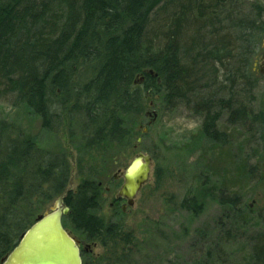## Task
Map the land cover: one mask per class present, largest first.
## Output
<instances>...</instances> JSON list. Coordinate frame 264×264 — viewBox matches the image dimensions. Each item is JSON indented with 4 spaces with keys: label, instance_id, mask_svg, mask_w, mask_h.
Returning <instances> with one entry per match:
<instances>
[{
    "label": "trees",
    "instance_id": "trees-1",
    "mask_svg": "<svg viewBox=\"0 0 264 264\" xmlns=\"http://www.w3.org/2000/svg\"><path fill=\"white\" fill-rule=\"evenodd\" d=\"M263 39L258 0H0V100L11 95L14 107L26 108L49 132L67 118L71 137L84 148L102 147L114 165L130 136L128 116L151 93L167 108L201 118L198 134L216 150V166L234 151L232 171L242 183L235 188L243 190L257 171L247 151L258 155L264 147L254 70ZM14 132L0 114V262L65 194L71 175L65 154ZM78 167L86 178L65 198L64 226L79 240L132 251L125 225L96 215L108 192L101 171L82 160ZM224 188H217V243L205 249L204 239L185 264H264V207L244 206L237 191ZM195 194L180 207L198 215L204 203ZM234 243L248 252L240 262L225 249ZM123 248L116 264H125Z\"/></svg>",
    "mask_w": 264,
    "mask_h": 264
},
{
    "label": "rangeland",
    "instance_id": "rangeland-1",
    "mask_svg": "<svg viewBox=\"0 0 264 264\" xmlns=\"http://www.w3.org/2000/svg\"><path fill=\"white\" fill-rule=\"evenodd\" d=\"M258 1L264 4V0ZM263 54L264 39L255 61L257 65L264 58ZM257 65L254 70L260 77V83L256 109L264 108V76L258 73ZM12 100L11 95L0 100L2 118L14 127L16 134L33 138L42 149L65 154L71 168L68 183V188L72 185L71 192L76 193L86 178L79 171V162L82 160L87 166L89 163L97 166L102 173V189L109 190L104 192V202L96 215L106 222L112 220L123 223L126 233L131 234L132 240L135 239L132 251L129 247L115 248L112 245L107 248L96 241L80 239L82 250L88 246L83 255H88L86 258L89 263L83 258V264H116L115 260L121 256L122 248L128 253V256L124 255L127 256L124 258L125 264H185L188 259L201 253L204 239L207 245L217 243L218 234L214 229L222 215L218 187H230V194L237 191L244 206H250L257 199L255 208L264 207V177L260 175L264 172V147L258 155L255 151H247L249 156L246 159L250 165H257V171L254 176H250L243 190H237L236 185L242 183L238 184L234 179L232 170L235 167L232 164L239 160L234 151L230 150L229 161L219 162L220 165L216 166V150H212L211 143L207 145L202 142L198 134L201 118L185 108H167L160 98L151 93L144 94L140 112L128 116L130 136L124 146L126 148L121 150L120 160L114 165L107 162L108 157L102 147L84 148L75 135L71 137V129L65 122L67 118L63 125L60 124L62 127L49 132L41 127L40 119L30 115L26 108L14 107ZM76 130L80 134L81 128L77 127ZM15 132L13 138L19 137ZM73 133L76 134L75 129ZM139 153L153 158L150 179L137 193L134 204L121 212L127 201H115V197L124 180L122 177L115 181L112 179L115 174L124 172ZM229 162L230 166H226ZM195 193L199 194V204L204 203L198 215L180 207L184 199L194 197ZM54 202L47 205L48 209ZM204 230L211 235H200ZM207 245L205 249L209 248ZM225 249L228 255L236 252L231 258L238 262L248 254L245 246L239 243L228 244Z\"/></svg>",
    "mask_w": 264,
    "mask_h": 264
},
{
    "label": "water",
    "instance_id": "water-1",
    "mask_svg": "<svg viewBox=\"0 0 264 264\" xmlns=\"http://www.w3.org/2000/svg\"><path fill=\"white\" fill-rule=\"evenodd\" d=\"M152 163L150 155L139 153L124 172L113 177V181L120 177L124 179L116 195L117 199L127 200L122 206L123 212L128 205L134 204L137 193L149 181ZM71 190L70 184L66 194L58 197L54 205L37 218L0 264H83L80 242L63 224V219L70 213V208L65 205V198ZM84 250L87 251L88 246Z\"/></svg>",
    "mask_w": 264,
    "mask_h": 264
},
{
    "label": "flooded vegetation",
    "instance_id": "flooded-vegetation-1",
    "mask_svg": "<svg viewBox=\"0 0 264 264\" xmlns=\"http://www.w3.org/2000/svg\"><path fill=\"white\" fill-rule=\"evenodd\" d=\"M263 57H264V54H263ZM256 65H257V63H255V68H256ZM257 66H259V72L258 73L261 74L262 76H264V58L260 59L258 61V65ZM263 166H264V163H263ZM115 199L116 200H124V199H117L116 197H115ZM256 203H257V199H254L253 200V204H251L249 207L252 208V209L255 208L256 207ZM112 205H114V204L112 203Z\"/></svg>",
    "mask_w": 264,
    "mask_h": 264
},
{
    "label": "bare ground",
    "instance_id": "bare-ground-1",
    "mask_svg": "<svg viewBox=\"0 0 264 264\" xmlns=\"http://www.w3.org/2000/svg\"><path fill=\"white\" fill-rule=\"evenodd\" d=\"M137 83V82H136ZM124 180V179H123ZM67 192V191H66ZM66 194V193H65ZM117 195V194H116ZM67 196V195H66ZM126 200V199H125Z\"/></svg>",
    "mask_w": 264,
    "mask_h": 264
}]
</instances>
